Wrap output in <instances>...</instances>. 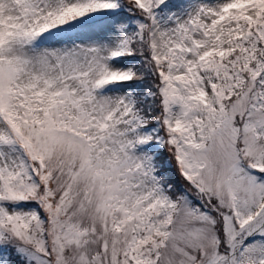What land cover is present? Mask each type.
<instances>
[{
  "label": "snow or ice",
  "instance_id": "1",
  "mask_svg": "<svg viewBox=\"0 0 264 264\" xmlns=\"http://www.w3.org/2000/svg\"><path fill=\"white\" fill-rule=\"evenodd\" d=\"M0 264H264V0H0Z\"/></svg>",
  "mask_w": 264,
  "mask_h": 264
},
{
  "label": "trees",
  "instance_id": "2",
  "mask_svg": "<svg viewBox=\"0 0 264 264\" xmlns=\"http://www.w3.org/2000/svg\"><path fill=\"white\" fill-rule=\"evenodd\" d=\"M164 157H166V154H164ZM162 157V159L164 158ZM163 175L165 176L166 179L170 180L172 183H174L177 188H180L183 186V182L181 181L180 177L175 171V168H167L165 167L163 170Z\"/></svg>",
  "mask_w": 264,
  "mask_h": 264
}]
</instances>
